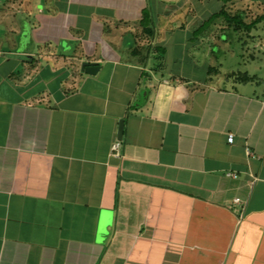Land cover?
Here are the masks:
<instances>
[{
  "label": "crops",
  "instance_id": "obj_1",
  "mask_svg": "<svg viewBox=\"0 0 264 264\" xmlns=\"http://www.w3.org/2000/svg\"><path fill=\"white\" fill-rule=\"evenodd\" d=\"M223 1L0 0V264H264V14Z\"/></svg>",
  "mask_w": 264,
  "mask_h": 264
},
{
  "label": "rangeland",
  "instance_id": "obj_2",
  "mask_svg": "<svg viewBox=\"0 0 264 264\" xmlns=\"http://www.w3.org/2000/svg\"><path fill=\"white\" fill-rule=\"evenodd\" d=\"M237 4H245L244 6H241V9L243 10V12L245 13V8H246V5H247V7H248V11L246 12V14H253V15H256V16H261V15H263L264 14V2L263 1H261V0H237ZM210 11V10H209ZM211 12V11H210ZM209 12V13H210ZM212 26V25H211ZM237 47V48H236ZM246 47L247 46H245L244 48H243V51H241V49H240V46H239V44H238V46H235V45H233V44H227V46L226 47H223V46H221V48L222 49H229V48H232V51L230 52H228V51H226L227 53H226V56L225 55H222V56H220V58L222 57L223 59H229V58H232L231 59V62L233 61V59H234V56L236 55V54H242V55H244V57L247 55L246 54ZM250 48V47H249ZM231 53V54H230ZM248 53V52H247ZM212 60V59H211ZM211 63H213V61L211 62ZM227 66H229V65H224V68L226 69V67ZM237 69H239L240 71H245V70H247V71H250V67H249V65L248 64H243V65H238L237 67H236ZM259 74H261L262 76H264V72L263 71H260V72H258Z\"/></svg>",
  "mask_w": 264,
  "mask_h": 264
},
{
  "label": "trees",
  "instance_id": "obj_3",
  "mask_svg": "<svg viewBox=\"0 0 264 264\" xmlns=\"http://www.w3.org/2000/svg\"><path fill=\"white\" fill-rule=\"evenodd\" d=\"M224 3H225V1H223V4L220 6V9L216 13V15L217 16L218 15L219 16L220 15L224 16L226 24L231 25L232 28L235 29L236 31H238V30L239 31L240 30H243V31L247 30L248 31L250 29V27L253 26L256 23V21L263 16V15L257 16V18H255L254 21L246 24L241 18V14L242 13H237V14H234L232 16H229L224 10ZM145 31L149 35L152 34L151 33L152 32L151 29H148V30L146 29ZM207 71L208 72L215 71V69L212 67V68H209ZM232 76L239 82H247V81H252V80L255 79L254 76H250V75H248L246 73H240V72L233 73Z\"/></svg>",
  "mask_w": 264,
  "mask_h": 264
},
{
  "label": "built area",
  "instance_id": "obj_4",
  "mask_svg": "<svg viewBox=\"0 0 264 264\" xmlns=\"http://www.w3.org/2000/svg\"><path fill=\"white\" fill-rule=\"evenodd\" d=\"M232 138H233L232 134H228L227 135V138H226L227 142L228 143H231L232 142ZM118 148H119V142L118 141H115V142H113L110 145V150H111V152L113 153L114 156H117L118 155ZM227 175L228 176H234L231 173H227ZM233 203L234 204L239 203V198H234L233 199Z\"/></svg>",
  "mask_w": 264,
  "mask_h": 264
},
{
  "label": "water",
  "instance_id": "obj_5",
  "mask_svg": "<svg viewBox=\"0 0 264 264\" xmlns=\"http://www.w3.org/2000/svg\"><path fill=\"white\" fill-rule=\"evenodd\" d=\"M95 68H96V66H88V67H85V72L86 73H92ZM121 129H122V121L119 120L118 127H117V139L118 140L121 137Z\"/></svg>",
  "mask_w": 264,
  "mask_h": 264
}]
</instances>
